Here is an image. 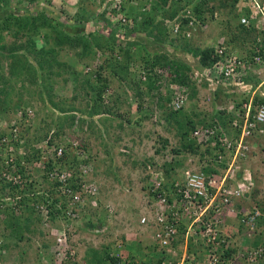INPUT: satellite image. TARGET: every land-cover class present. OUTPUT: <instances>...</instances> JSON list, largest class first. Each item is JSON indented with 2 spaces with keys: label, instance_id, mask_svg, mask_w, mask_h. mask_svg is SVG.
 Returning <instances> with one entry per match:
<instances>
[{
  "label": "rangeland",
  "instance_id": "rangeland-1",
  "mask_svg": "<svg viewBox=\"0 0 264 264\" xmlns=\"http://www.w3.org/2000/svg\"><path fill=\"white\" fill-rule=\"evenodd\" d=\"M4 1L8 3L6 5V3L0 1V12L4 9L18 12L17 8L26 10L35 6L32 5V8H30L28 0ZM122 1L104 0L101 4L102 7L97 6V2H91L90 0L86 2L91 4V6L87 5V8L91 9L97 17L104 9L108 11V7L118 9ZM140 1L143 4L145 3L146 11L148 10L149 12H147L154 18L153 25L158 20L165 24L173 23L176 18L183 17L185 12L187 17L189 16L187 14L189 7L183 8L173 18L165 16L169 13L167 4L161 7H153L155 0ZM210 2L209 6L215 5L213 14L205 13L204 17L206 18L204 20L200 19L199 21L196 19L198 23H201L202 29L199 28L200 25L197 27L191 21L188 25L189 30L186 29L190 33L187 34L189 35L187 42L192 47L202 49L213 47L218 44V41L227 44L231 33L229 27H232V34L234 33L233 35L237 36L238 32L235 26H237L240 17L248 12L246 8L238 7L239 0L233 8L227 5V8L224 9L218 7L217 3ZM39 3L40 6L38 5L37 8L32 9V16L35 15V11L37 12L40 8H43L46 16H51L65 23L69 22V19L62 12L59 14V11L65 9L67 15L70 16L69 18H73L75 10L72 8L77 9L81 0H40ZM7 15L0 13V47H2L0 48V132L8 131V127L20 123L19 131L25 142L33 138L43 140L52 132L55 141H59L60 144L71 146V149L74 150L76 146L75 152L81 154L82 151L83 158L88 163L81 167L75 165L72 168L79 176L83 175L81 172L83 167H88L87 172H89V175L88 178L85 175L84 182L89 186H95L99 193L96 203L85 204L83 208H80L75 220L69 221L70 219L66 217L65 211L67 209L63 208L64 212H60L58 206H55V210L52 209V206H48L49 212L57 217L54 218L56 219L54 222L51 220L52 228L57 229L58 233L66 236L67 245L71 242L73 255L68 264H94L96 256H101V259H103L107 252L109 256L120 254L129 258L130 254L135 253L132 251V247L136 240L140 244L136 246L137 252L135 254L136 256L143 254L144 250H148L144 249V246L146 243L151 242L153 232L151 229L140 228V225L134 226V224L144 205H150L152 202L149 201L151 198L149 183H152V180H148L149 178L146 175L148 172H155L158 168L162 169L164 164L174 161L176 155L173 151L176 148L178 139L173 133L165 130L163 115L160 111L154 112L155 109L152 107L151 102L147 104L146 108L142 107V110L137 109L136 105L134 106L136 101L135 99L132 101L133 98L130 96H135V90L132 86H127L125 82L113 79L109 69L102 71V74L106 76L105 78L111 80L108 88L109 92L104 93L103 97V103L111 107L109 108L110 111L107 113L96 112L97 115L94 116L86 115L87 111L90 112L87 110L91 106L88 94L92 91L85 81L90 76V73L87 72H92L93 77V73L98 70V67L104 65L106 59H109L108 54L98 52L96 61L90 62L91 65L86 67L83 59H79L75 52L67 49L57 57L59 65L44 63L43 70L37 64V58H39L37 55L25 53L23 49L11 52L12 48H18L20 44L26 42L28 30H21L18 26L16 27L15 23L17 21L14 20L16 17L9 18ZM118 16L120 17V15L111 16L110 21L111 27H117L119 33H116V36H119L122 46L127 42H131L134 35L150 44L153 40L155 41L156 32L154 30L152 31L154 35L151 36H148L146 32H142L140 26L134 30L136 24L132 20V24L128 25L125 30L124 34L127 35L121 33L120 30L123 29L119 28L121 26L118 24ZM134 19L137 23L141 21L138 15ZM99 23L97 25L101 26ZM153 25L150 30L153 29ZM256 33L259 32L256 30ZM34 40L39 48L43 46L44 43L40 37L34 36ZM247 47H249L248 44ZM159 52L162 55H169L170 58L181 56L182 59L185 58L181 52L173 51L167 43H163V46L159 48ZM8 54L14 55L15 58H10ZM22 54L26 55L27 58L24 56L25 59H22ZM145 56L148 57L150 54L145 53ZM13 70L18 72L13 73ZM73 72L75 77L71 76ZM204 82L206 84L202 88L206 92L198 89L200 97L197 104L202 109L211 111L213 109L212 101L207 100L210 89L208 90L207 81ZM50 87H52V90H50L52 92L49 91ZM232 89L229 87L226 91L229 92ZM160 92L161 94L165 93L163 85ZM19 103L22 104V107H26L25 112L27 110L34 111L32 112V120L25 121L23 114L18 111L19 109L16 106ZM58 103L63 104V107L68 109H66L67 112H59L51 105L54 104L59 108ZM192 103L190 101L186 108L190 109ZM27 104H30L32 108L27 107ZM70 108H74L73 113L68 112ZM152 110L154 113L150 114ZM139 120L140 122L137 124ZM16 131L18 132V129ZM163 139L169 142L166 149L161 144ZM41 140L37 143H29L27 148L32 153L29 159L28 157L26 159L28 153L25 146L20 150L21 154L19 152L20 148L16 153L23 156L22 159L17 158V155L11 158L19 159L18 162L24 161L26 167H23L22 170L25 176L29 180L42 183L44 170L41 169L43 164L38 163L39 153L34 152ZM258 140L257 143L259 144L253 147L249 146L250 154L239 162L245 170L251 171V180L254 186L252 197H255V200L252 199V203L248 201L250 199L247 201L244 199H242L243 201L232 200L233 207L237 203H242L247 207V210H251L255 207V204L258 205V203L264 202V138ZM75 152L71 150L67 155L73 156ZM193 159L194 162L197 161L196 157H193ZM177 162L179 163L177 165L172 162L173 169L170 172V178L165 177L167 181L174 178L180 180L183 172L198 168L196 163L189 164L184 157H179ZM67 166L70 167L71 165ZM243 175L244 173L241 172L238 179L240 180ZM234 183L236 184V182ZM42 184L44 187L47 186L46 182ZM10 194L11 192L6 190L3 198H6V195L10 196ZM95 204L97 205L94 206ZM227 217L231 219V214ZM228 222L227 225H224V233L231 235L232 231L239 230L231 221ZM34 228L30 229L29 233L25 235L23 233V239L21 240L11 239L7 241L9 252L4 260L5 264H42L43 256L50 259L56 237L49 235L50 228L47 229L45 226H39L38 224ZM259 236H264L262 229H259V232L257 230L251 232V238ZM262 238L264 239V237ZM6 239H8L7 235ZM119 244L123 247L122 251L116 249ZM138 246L141 248H137ZM101 262L108 264L104 260ZM54 264L57 263L54 262Z\"/></svg>",
  "mask_w": 264,
  "mask_h": 264
},
{
  "label": "trees",
  "instance_id": "trees-1",
  "mask_svg": "<svg viewBox=\"0 0 264 264\" xmlns=\"http://www.w3.org/2000/svg\"><path fill=\"white\" fill-rule=\"evenodd\" d=\"M0 1L6 3V5L8 3L4 0ZM28 1L30 2V4H28L30 8H32V5H35L32 9L41 5L39 3L40 0ZM86 1L89 0H81L78 8L75 9L76 11L73 18H69L65 9L59 11V14L62 12L65 14L64 16L69 19V22L65 23L60 22L51 16H46L43 8H40L37 12L35 11L34 16L31 15L32 9L29 8L26 10L23 8H17L18 12L6 9L2 10L0 13L3 15L8 14L7 17L9 18H13L14 16L16 17L14 19L17 21L15 23L16 27L18 26L21 30H28L26 42L20 44L18 48H12L11 52L23 49L25 53L27 52L28 54L33 53L37 55L39 57L37 58V64L41 66L40 68L43 70L45 67L44 63L59 65V63H57V57L61 52L66 51L67 49L75 52V55L79 59H83L86 67L91 65L90 62L96 61L98 52H106L109 59H106L104 65L99 66L98 70L95 72L93 71L94 76L92 77V72H87L90 73V76L88 79H85V81L86 84L91 87L92 91L88 94L91 100V106L87 109L90 112L87 111L86 115L94 116L97 115L96 112L107 113L110 111L109 108L111 107L103 103V97L104 93L109 92L108 88L111 80L109 78H105L106 76L102 74V71L109 69L113 79H118L119 82H125L127 86H132L135 90V96L130 97L133 98L132 101L135 99L136 102L134 103V106L136 105L137 109L142 110L143 108H146L149 102H151L153 104L152 107L155 109L154 112L160 111L162 113L165 130L173 133L178 139L176 141V148L173 151L176 155L174 161H172L173 163H176V165L179 164L177 162L179 161V157H184L186 162L189 160L192 163H196L198 167L197 171H200L204 176L218 175V171L215 168L220 166L221 168L226 167L224 164L225 161H223V163L218 161V157L223 156L225 152L219 137H232L235 133H237V128H234L232 125L234 117L231 113V107L233 106L234 110L239 111V105L248 101L252 93L256 91L259 85L258 72L264 68V34L256 33L254 24L241 25L237 22L238 24L235 26V29L238 32L237 36H234V33L232 34V27H229V31L231 33L229 34V42L227 44H223V41L219 44L218 41V44L215 46L202 49L199 47H192L190 43L187 42L189 40L187 39L189 38L187 34H190L188 31V25L193 22V24L198 27L201 23H198L197 20H204L206 18L204 17L205 13L213 14L215 5L209 6V4H211L210 1L217 3L218 7L224 9L227 8V5L233 8L238 0H159L157 2L155 0V5H153V7H161L166 4L169 6L167 7L169 13H165L166 15L163 14L167 17L170 16L174 18L177 16L179 11L183 10V8L189 7V11H187V14H189L188 17L185 12L183 17L176 18L173 23L169 22V24H165L164 22L158 20L155 25H153L154 18L148 13V10V12L146 11L145 3L143 4L140 0L137 2L136 0H123L118 9L108 7V11L104 9L97 17L91 9L87 8V5L91 6V4ZM90 1L97 2L96 5L102 7L101 4H103L104 0ZM247 13L243 15H247ZM133 14L135 15L133 16ZM113 15L123 16V18L127 20L125 24H122L121 20H118V24L121 26L119 28L123 29L120 30L121 33L123 32L124 34L128 25H131L132 21H134L136 24L134 30L140 26L142 32H146L148 36L154 35L152 32L154 30V32H156L155 41L153 40L150 44L145 42L139 36L134 35L135 38L133 37L131 42H127L122 46L119 36H116V33H119L117 32V27H111L110 17ZM137 15L141 19L139 23H137L134 19ZM97 23L101 26H98ZM152 25L153 29L150 30ZM199 28L202 29L201 25ZM34 36H38L42 39L44 43L42 47L39 48L37 46ZM163 43L170 45L173 51L181 52L185 58L188 55L190 56H188L185 60V58H181L182 56L179 58H170L167 54L162 55L159 52V48L163 46ZM247 44L249 47L246 48ZM219 48H224L223 57L226 61H228L230 57H235L236 62L246 64L247 69L245 70V75L240 78V81L243 85L251 87L248 95L238 91L228 92L226 91L227 88L222 86V83L224 82L223 77L218 76V71L214 69L215 64L220 59L215 52V50ZM145 53L150 54V56H145ZM22 55V59H25V57L27 58L26 55ZM8 56L13 59L15 58V56L11 54H8ZM256 58L259 60L257 61ZM205 70H210L208 77L212 80V82L207 81L208 87L209 85H212V87L216 86L215 90L209 91V97H206L207 100L212 101L213 109L211 111L202 109L197 104L199 103L200 97L198 89L206 92V90L202 88L206 84L204 82L206 80H202V78H204L203 73ZM12 72L16 73L18 71L13 70ZM73 74L74 72L71 73V76L75 77ZM162 85L165 89L164 94H161L160 92ZM42 86L44 85L42 84ZM171 86L179 87L180 94L185 95V101L178 109L173 107L176 96L175 91L171 88ZM261 89H264V85ZM50 90H52V87L49 88V91ZM253 96L254 102H259L264 105V98L258 97L257 92ZM190 101L193 102L192 106L190 109H187L186 106ZM27 105V107L32 108L30 104ZM51 105H53L54 109L56 108L59 110V112H67L68 110L63 107V104L58 103L59 108L54 106V104ZM16 106L19 109L18 111H21L23 115H26V107H22V104L20 103L16 104ZM73 111L74 108H70L68 112L73 113ZM152 112L153 110L150 114ZM139 122L140 120L137 124ZM217 125L221 126V131L211 129L213 126ZM15 127L18 129V132L15 135L12 133L9 134L8 131H2L0 132V138L4 136L10 138V144L12 147L14 146V151L12 152L13 155H17V150L25 146V150L28 153L26 155V159L27 157L29 159V156L31 157L32 154L27 148L29 143H37L41 139L33 138L26 140L25 142L20 134L18 123ZM206 129L213 130L211 135H208V139L205 140L204 136H202L203 134L201 133H199L201 136L195 135L197 131H205ZM260 138H264V135L257 136L251 141L255 144V146H257L259 144L257 142L260 141L258 139ZM168 143L169 142L165 139L161 141L162 147H165V149ZM2 147H4V145ZM4 152L5 150L2 153ZM34 152H38V150H34ZM190 156L192 157L190 158ZM193 157L197 158L196 162H194ZM17 158H21V156L17 155ZM5 160H7L6 156L0 158V242H2L3 248L8 247V240H21L23 239V233L25 235L26 233H29L30 229H35L34 227H36L37 224L39 226L41 225L43 218L40 212L37 211V206H39L38 204L50 205L52 206V209L55 210V206H58L60 198L63 197L62 191L58 188V181L56 179L51 181L46 175L42 177V183H47L46 187H44L41 182L35 180L27 183L24 191L19 192L17 185H11L3 177V172L5 171ZM60 162V165H57V163H50L48 165L49 167L46 168V171H48V169L52 170L51 167L61 170L64 167L69 169L70 167L67 165L74 167L75 165L81 166L88 163V161L83 157H80L78 161L77 156H71L69 154H65L63 160ZM172 162L164 164V167L162 166L165 177L167 178H170V172L173 169V166L171 165ZM249 173L252 175L251 171H249ZM12 174L13 177H20V180H26V178H28L23 176V170H20L18 173L13 171ZM74 174L77 175L75 172ZM167 183L165 182L163 184L164 188L169 186ZM6 190L10 191L11 194L18 193V195H23L19 211L9 213L3 210L1 199ZM171 193L173 192L171 191ZM252 194L253 192H250V194L245 193L242 197L233 196L232 200L243 201L242 199H244L247 201L250 199L248 201L252 203V199L255 200V197H252ZM167 197V202L170 204L173 197L170 195H167ZM231 206L233 207L232 203ZM254 206L255 207L253 209L248 211H253L255 208H258L264 212V202L258 203V205L255 204ZM234 207V210L237 211L241 208H247L242 203H237ZM177 211L179 210L177 209ZM51 216V220L54 222L56 220L54 218L57 217L53 216L52 213ZM240 218V214H238V218H235L234 213L232 214L231 219L227 217V221H231L236 228L239 229L237 233L232 231L228 240H242L245 238L251 243V246H258L260 244L264 245V239L262 238L264 236L249 238L253 240L246 238L247 229L239 223L238 219ZM262 223L263 222L261 220L257 225L259 229H262V233H264ZM51 224L52 223H50V225ZM90 227H92V225H90ZM185 231V223L180 221L177 230V240H180L181 238L183 239ZM6 235L8 239H6ZM178 237L181 238L178 239ZM231 253H229V255ZM94 260V264H103V262H101L103 260L104 262L107 261L108 263H113V260L109 256L108 252L104 255L103 259H101V256H96ZM259 264H264V262Z\"/></svg>",
  "mask_w": 264,
  "mask_h": 264
},
{
  "label": "built area",
  "instance_id": "built-area-1",
  "mask_svg": "<svg viewBox=\"0 0 264 264\" xmlns=\"http://www.w3.org/2000/svg\"><path fill=\"white\" fill-rule=\"evenodd\" d=\"M238 7L248 10L247 15L240 17L239 23L241 25L254 24L256 30L264 34V0H239ZM118 20H121L122 24L127 22L122 16ZM215 52L220 59L215 64L214 69L218 71V76L223 77L222 86L233 88L229 92L238 91L248 95L251 87L243 85L240 81V78L245 75L246 64L236 62L235 57H230L226 61L223 57L224 48L216 49ZM256 60L258 61L259 59L256 58ZM209 71H204L202 80L205 79L212 82L208 77ZM258 75L259 85L249 100L239 105V111L234 110L233 106L231 107V113L234 117L232 125L237 128V133L232 137L225 136L220 138L218 136L225 150L224 155L218 157V161H221V163L225 161L226 167L215 168L218 171L216 176H204L200 171H197L198 169L195 170L193 168L183 172L180 180H175L174 178L170 181L166 180L164 170L160 168L155 172H148L146 177L149 178L148 180H152V183H149L151 190L149 201L152 202L150 205H144V208L140 210L138 221L143 228L152 230L153 240L145 248L148 250H144V253L139 256H136L135 253L130 254L129 258L120 254L110 255L113 260L111 264H259L264 262V245L251 246V243L245 238L242 240H228L230 235L223 231L227 216L230 214L232 216L233 213L235 218H238V214H240L241 218L238 221L246 227L247 239L251 237V232L255 230L259 232L257 225L259 221L262 220L264 228L263 211L258 208L253 211L241 208L239 212L231 206L233 196L242 197L245 193L250 194L254 187L249 171L245 170L239 162L250 154L249 146H255L251 140L257 136L264 135V105L253 101V95L256 92L258 97L264 98V89H261L264 85V68L258 72ZM215 87L209 85L208 90H215ZM171 88L175 91L176 96L173 107L178 109L184 103L185 95L180 94L179 87L171 86ZM19 112L23 114L21 111ZM32 112V110H27L23 118L31 119ZM220 127V125H217L211 129L221 131ZM211 129L197 131L195 135L201 136L199 134L201 133L206 140L208 135L213 132ZM16 130L17 127L15 126L8 127L9 134L15 135L17 133ZM52 134L51 132L47 138L38 143V163L43 164L41 170H44V176L46 175L51 181L53 179L58 181V188L63 193V197L59 201L61 204H58V208L60 212H64L63 208L67 209L65 211L66 217L71 221L75 220L80 208H83L85 204L96 203L99 193L95 186H89L84 182L89 175V172H87L88 167H83L81 171L83 175L79 176L74 174L75 171L71 166L70 168L72 169L64 167L59 170L51 167L52 170L48 169L46 171L50 163L60 165V161L63 160L65 154L71 150L73 152L76 151V146L74 150L71 149V146L62 145L59 141H55ZM3 145L4 147H2ZM22 148L19 149V152ZM4 150L5 152L2 153ZM13 151L14 146L12 147L10 144V138L7 136L0 138V156H7V160L4 161L5 171L3 172V177L11 185H17L19 191L22 192L26 184L32 180L26 178L25 174L23 176L26 180H20V177H13V171L18 173L23 167H26L24 161L18 162L23 156L20 155L21 158L18 160L11 158L14 156L12 154ZM75 153L73 156H75ZM80 153H76L78 160L83 157V152L81 151ZM188 162L192 163L189 160ZM241 172L244 175L239 180L238 175L240 176ZM85 175L87 176L86 178ZM165 182H168L169 186L164 188L163 184ZM239 182L243 183L239 184ZM167 195L173 197L170 204L167 202ZM5 197L1 199L3 210L9 213L19 211L23 195L10 194V196L6 195ZM38 205L37 211L40 212L43 218L41 225L47 229L50 228L49 235L56 237L50 259L43 256L42 264H54V262L57 264H68L73 255L70 246L71 242L67 245L66 236L58 233L57 229L52 228V225H50L52 216L48 209L49 205ZM180 221H183L186 226L183 240H177V230ZM122 248L120 244L116 247L119 251H122ZM229 253L231 254L229 255ZM7 256L8 251L0 246V264H5L4 260Z\"/></svg>",
  "mask_w": 264,
  "mask_h": 264
},
{
  "label": "clouds",
  "instance_id": "clouds-1",
  "mask_svg": "<svg viewBox=\"0 0 264 264\" xmlns=\"http://www.w3.org/2000/svg\"><path fill=\"white\" fill-rule=\"evenodd\" d=\"M243 16V15H242ZM241 16V17H242ZM219 43H221L220 41H219ZM260 81V80H259ZM33 111V110H32ZM34 112V111H33ZM26 113V112H25ZM25 119V121H27V120H30V119H28L27 117H25L24 118ZM23 119V120H24ZM31 119H33V118H31ZM20 127V123H18V128ZM53 136H54V134H53ZM55 137V136H54ZM45 138V137H44ZM5 155H3V156H0V158H2V157H4ZM76 156V155H75ZM7 157V156H6ZM18 160V159H17ZM0 163H1V161H0ZM238 178H239V175H238ZM233 185H234V183H233ZM20 192V191H19ZM18 193H15V194H11V195H17ZM139 217H140V214H139ZM136 225H140V223H139V221H138V219L136 218L135 219V224H134V226H136ZM141 226V225H140ZM140 228H143L142 226L140 227ZM152 242V241H151ZM151 242H150V244H151ZM0 246H1V248H3V245H2V242H0ZM9 247V246H8ZM8 247H4L3 249H5V250H7L8 252H9V249H8Z\"/></svg>",
  "mask_w": 264,
  "mask_h": 264
},
{
  "label": "crops",
  "instance_id": "crops-1",
  "mask_svg": "<svg viewBox=\"0 0 264 264\" xmlns=\"http://www.w3.org/2000/svg\"><path fill=\"white\" fill-rule=\"evenodd\" d=\"M72 9H73V10H75V8H72ZM75 11H76V10H75ZM69 17H70V16H69ZM228 223H229V222H228V221H226V223H225V224L227 225ZM229 226H230V225H229ZM152 240H153V238H152ZM149 243H150V242H149ZM149 243H146V245H145L144 249H145L147 246H149ZM139 244H140V243L138 242V240H136V243H135V244H134V246L132 247V249H133V250H132V249H131V250H132L133 252H135V253H136V252H137V251H136V246H137V245H139ZM134 247H135V248H134ZM137 248H141V247H140V246H138ZM108 264H111V263H108Z\"/></svg>",
  "mask_w": 264,
  "mask_h": 264
}]
</instances>
